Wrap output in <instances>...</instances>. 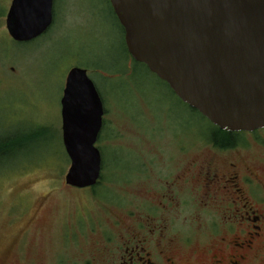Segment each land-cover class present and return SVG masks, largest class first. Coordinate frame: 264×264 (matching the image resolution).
Listing matches in <instances>:
<instances>
[{
	"label": "rangeland",
	"instance_id": "rangeland-1",
	"mask_svg": "<svg viewBox=\"0 0 264 264\" xmlns=\"http://www.w3.org/2000/svg\"><path fill=\"white\" fill-rule=\"evenodd\" d=\"M12 2L0 0V140H11L14 147L0 168V260L36 213L37 200L47 196L49 206L31 228L41 234L29 239L39 252L36 260L46 264L58 257L60 264H80L96 253L83 234L95 230L101 241L103 230L111 231L113 218L126 215L127 206L147 204L137 195L139 187L149 186L153 157L162 176L164 159L179 145L204 144L200 140L215 126L130 55L110 0H54L53 26L28 43H17L8 33ZM74 68L88 72L106 111L97 142L103 172L96 188L66 184L71 161L63 143L62 99ZM192 202L172 220L177 232L191 234L185 259L198 263L207 240L195 227ZM142 208L145 217L150 207ZM65 232L74 234L71 241L62 237ZM19 240L16 247L25 248V235ZM20 258L24 264L25 251Z\"/></svg>",
	"mask_w": 264,
	"mask_h": 264
},
{
	"label": "water",
	"instance_id": "water-1",
	"mask_svg": "<svg viewBox=\"0 0 264 264\" xmlns=\"http://www.w3.org/2000/svg\"><path fill=\"white\" fill-rule=\"evenodd\" d=\"M128 52L212 124L228 132L264 129V0H110ZM54 0H13L10 37L28 43L54 22ZM105 109L81 68L62 99L66 184L85 189L102 177L97 147Z\"/></svg>",
	"mask_w": 264,
	"mask_h": 264
},
{
	"label": "flooded vegetation",
	"instance_id": "flooded-vegetation-1",
	"mask_svg": "<svg viewBox=\"0 0 264 264\" xmlns=\"http://www.w3.org/2000/svg\"><path fill=\"white\" fill-rule=\"evenodd\" d=\"M261 131L264 129L228 132L215 126L213 133L200 140L204 144L192 149L179 145L168 160L164 159L162 176L156 171L158 162L153 157L152 164L156 166L146 184L149 186L139 187L137 195L149 205V213L144 217L142 207L147 209V204H132L127 206L126 215L113 218V229L103 230L101 241L95 230L83 234L85 245L94 246L96 253L86 255L80 264H264V134H258ZM191 201L196 207L195 227L207 240L198 263L185 259L192 237L177 232L172 220L184 215ZM36 206V213L28 219L18 240L5 248L0 264H22L20 257L24 251V264H39L35 257L39 252L29 239L41 234H34L31 228L49 206L47 196L39 198ZM204 215L209 220L202 219ZM24 235L25 248L16 247ZM62 237L71 241L74 234L65 232ZM46 264L60 262L57 257ZM72 264L79 263L76 260Z\"/></svg>",
	"mask_w": 264,
	"mask_h": 264
},
{
	"label": "trees",
	"instance_id": "trees-1",
	"mask_svg": "<svg viewBox=\"0 0 264 264\" xmlns=\"http://www.w3.org/2000/svg\"><path fill=\"white\" fill-rule=\"evenodd\" d=\"M32 138V137H31ZM12 141L11 140H0V168L2 167V161L3 159L10 155L11 151L14 149L13 145H12ZM103 172V170H102ZM101 182V180H100ZM99 182V183H100ZM98 183V184H99ZM96 188V187H95Z\"/></svg>",
	"mask_w": 264,
	"mask_h": 264
}]
</instances>
